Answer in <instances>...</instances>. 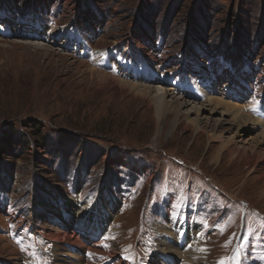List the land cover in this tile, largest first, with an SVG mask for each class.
Listing matches in <instances>:
<instances>
[{"label":"rangeland","instance_id":"rangeland-1","mask_svg":"<svg viewBox=\"0 0 264 264\" xmlns=\"http://www.w3.org/2000/svg\"><path fill=\"white\" fill-rule=\"evenodd\" d=\"M111 54L182 69L178 84L198 98L162 86L186 104L157 120L152 92L88 70L158 84L129 79L125 67L100 68L106 55L112 67ZM216 67H246L261 89L239 103L218 94L222 86L211 93L209 80L183 79H208ZM263 95L264 0H0V264H56V222L74 211L73 223L91 221L87 205L100 207L99 199L110 264L145 263L157 230L177 226L194 230L202 264H264V158L228 150L239 138L262 147L264 120L244 125L207 103L219 97L255 118L264 106L254 98Z\"/></svg>","mask_w":264,"mask_h":264},{"label":"bare ground","instance_id":"bare-ground-1","mask_svg":"<svg viewBox=\"0 0 264 264\" xmlns=\"http://www.w3.org/2000/svg\"><path fill=\"white\" fill-rule=\"evenodd\" d=\"M101 58V62L103 64L109 65L108 55L105 57L102 56ZM88 70L98 77V80L100 81H111L117 85H130L133 89L152 92V98L148 103V106L154 109L157 120L162 118L163 115L166 116L167 114L175 112L176 106L186 104L185 99L172 96L167 89H164V87L158 84L155 87L150 85H139L130 81L117 80V78L115 79L111 76H107L105 73L100 74L95 72L92 68H88ZM207 103L208 105L214 104L216 108L222 107V105H224L225 110L221 111L220 114L225 115L228 114L227 112L231 114L232 111H234L235 113H232L233 120H241L243 122L245 121L244 125H247L249 122H251V120L258 124L262 123V119L264 120V110H262V113L258 117L253 118L248 114H243V112L240 110L241 106H237V104H230V106L228 102L219 97H211L207 99ZM199 108L204 109L205 107L199 106L198 109ZM251 108V110H254L255 105L251 106ZM261 133L264 136V129L261 131ZM256 138L260 140L261 135L258 134ZM238 142L237 140H234L230 143L231 147H228V150L231 156L239 158L245 157L246 160L252 156L255 159V162H258L264 158V141L262 142V147L259 146L260 144L249 145L247 141L245 139L243 140L242 138H239ZM247 154H250V156H247ZM250 171H254V168H250ZM260 194H264V190H261ZM62 203L64 205H68L70 201L64 200ZM97 203L100 207L90 208L91 204L87 205L86 213H88L92 219L89 222L82 221L73 223L70 218L74 216L75 211L73 213L64 212L63 219L60 222H56L57 225L62 223L60 228L55 229L50 234V238L52 240L51 256L53 260L57 261L56 264L64 262V259L61 257V255H63L61 254V251H64V256L70 259V264H98L99 261L103 259L104 261L101 264H104L105 258H108L115 253H110V248L108 247L109 243H106L109 238L106 234L109 227L107 222H103V217L106 214V209L101 207L103 200L99 199ZM79 205L81 206L80 203ZM61 208L63 209L65 206L61 205ZM76 211H79V208L76 209ZM59 213H63V211H59ZM23 228L26 229L27 227L23 225ZM62 229H64V231ZM179 229L178 231L176 230L174 232L165 231L162 229L157 230L159 237L155 238L153 242L154 249L152 248L153 254L145 264L203 263V252L198 250L200 249V245L198 243L193 245L194 242L192 243V241L197 239L196 235L194 234V230L181 231ZM98 231H100V233H97ZM104 232L105 234L103 235ZM101 236L103 238H101ZM110 262H112V259Z\"/></svg>","mask_w":264,"mask_h":264},{"label":"clouds","instance_id":"clouds-1","mask_svg":"<svg viewBox=\"0 0 264 264\" xmlns=\"http://www.w3.org/2000/svg\"><path fill=\"white\" fill-rule=\"evenodd\" d=\"M11 12V11H10ZM7 14H8V12H6ZM9 15V14H8ZM12 16V14L10 13V16L9 17H11ZM1 20H3L2 18H1ZM6 20V22L7 23H10V25L12 26L13 24L8 20L7 21V18L5 19ZM58 23V22H57ZM59 24V23H58ZM62 24V23H61ZM43 31V33L45 32V30H42Z\"/></svg>","mask_w":264,"mask_h":264},{"label":"snow or ice","instance_id":"snow-or-ice-1","mask_svg":"<svg viewBox=\"0 0 264 264\" xmlns=\"http://www.w3.org/2000/svg\"><path fill=\"white\" fill-rule=\"evenodd\" d=\"M226 244H227V242H226ZM198 250L205 251L206 249L201 248V249H198ZM228 259H231V258H228ZM219 264H226V262L222 260L221 262H219Z\"/></svg>","mask_w":264,"mask_h":264},{"label":"trees","instance_id":"trees-1","mask_svg":"<svg viewBox=\"0 0 264 264\" xmlns=\"http://www.w3.org/2000/svg\"><path fill=\"white\" fill-rule=\"evenodd\" d=\"M59 24H61V23H59ZM89 47H90L91 49L96 48V47L92 44L91 41H89ZM33 122H34V121H33Z\"/></svg>","mask_w":264,"mask_h":264}]
</instances>
